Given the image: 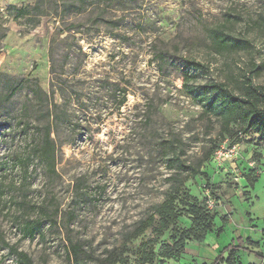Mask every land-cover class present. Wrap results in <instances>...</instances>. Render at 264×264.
Returning a JSON list of instances; mask_svg holds the SVG:
<instances>
[{"label":"rangeland","instance_id":"374dc122","mask_svg":"<svg viewBox=\"0 0 264 264\" xmlns=\"http://www.w3.org/2000/svg\"><path fill=\"white\" fill-rule=\"evenodd\" d=\"M219 38L230 46L219 48ZM187 74L194 88L217 81L238 94L247 79L264 85V0H0V264H18L13 247L33 264H68L70 241L85 264L112 256L143 264L141 246L160 255L171 230L127 238L171 179L207 207L215 233L153 264H211L231 245L241 246L235 264H264V143L250 133L206 161L220 125L186 94ZM49 125L54 170L32 156ZM170 158L206 173L211 186ZM41 208L58 213L57 226L47 221L24 240L22 222ZM191 223L185 215L179 226Z\"/></svg>","mask_w":264,"mask_h":264},{"label":"trees","instance_id":"16d2710c","mask_svg":"<svg viewBox=\"0 0 264 264\" xmlns=\"http://www.w3.org/2000/svg\"><path fill=\"white\" fill-rule=\"evenodd\" d=\"M39 3L40 1L33 8L34 11L39 10ZM18 15L25 18L30 16L31 13L27 9H20ZM35 15L38 16L37 14ZM216 45L219 48H225L229 47L230 43L219 38L216 41ZM190 65L200 72L204 71L205 73L208 70V67L197 62H192ZM52 73H55L53 68ZM190 78L191 76L188 74L182 77L186 94L192 99L204 103V115L209 119L214 118L220 125L222 141L212 147L206 161L215 155L223 143H228L229 148L238 146L242 139L250 133L258 135L264 143V85H255L252 79H247L238 86L239 93L236 94L225 83L217 81L208 82L198 88L190 87ZM28 82L26 79L20 80L11 90L8 99L12 98L17 91L24 88ZM35 90L37 94L39 90ZM54 108H57V106L54 105ZM52 129L53 127L49 125L45 139L34 146L32 156H35L46 169L54 170L57 160L55 141L51 137ZM168 166L185 173L189 172L193 175H201L205 178L207 186H211L206 173H200L198 169L185 165L176 158H170L168 160ZM247 179L252 184L257 182V179L250 180L249 177ZM170 181L172 182L171 189L167 193L164 201L154 206L152 213L145 220L141 221L127 238L128 240H137L149 229L154 228L157 229L156 231L159 235L171 230L172 245L163 246L160 255L156 254L153 246L149 244L145 243L141 246L142 251L140 256L143 264H153L158 257L177 259L185 251L187 242L196 241L203 244L207 236L215 233L214 217L207 210V207L205 205L202 206L195 197L190 195L182 180L171 179ZM57 215L58 213H56L55 217ZM185 215L191 219L192 223L190 228H181L179 226L180 219ZM55 217L51 216L49 210L45 208L39 209L35 219H28L22 222L20 229L22 238L24 240H33L36 235H41L42 229L47 221L50 226L52 224L56 227L57 218ZM221 232L222 230H219L217 233ZM248 243L251 246L257 247L256 243L251 241H248ZM240 251L241 246L231 245L220 252L211 264H235L236 254ZM10 253L16 258L18 264H33V261L27 254L19 252L14 247L10 248ZM81 253V245L70 241V245L67 248L68 264H85L80 262L79 258ZM226 254H228L227 258L225 257ZM257 255L261 259H264V256ZM125 260L119 259L117 256H112L106 262L107 264H121Z\"/></svg>","mask_w":264,"mask_h":264},{"label":"built area","instance_id":"2783aa9c","mask_svg":"<svg viewBox=\"0 0 264 264\" xmlns=\"http://www.w3.org/2000/svg\"><path fill=\"white\" fill-rule=\"evenodd\" d=\"M228 148H229V147H228ZM234 150H235V147L229 148V151H231V152H233ZM218 151H219V150H218ZM218 151H217V152H218ZM217 152H216V153H217ZM216 153H215V154H216Z\"/></svg>","mask_w":264,"mask_h":264}]
</instances>
